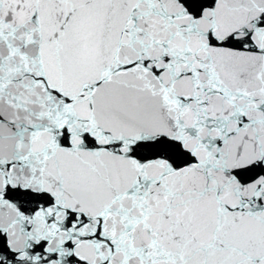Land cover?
<instances>
[{
  "label": "snow or ice",
  "instance_id": "6c2138e0",
  "mask_svg": "<svg viewBox=\"0 0 264 264\" xmlns=\"http://www.w3.org/2000/svg\"><path fill=\"white\" fill-rule=\"evenodd\" d=\"M0 264H264V0H0Z\"/></svg>",
  "mask_w": 264,
  "mask_h": 264
}]
</instances>
